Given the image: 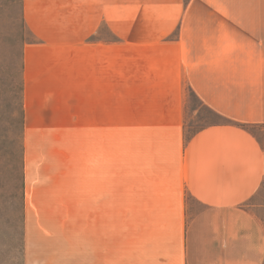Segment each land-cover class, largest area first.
Here are the masks:
<instances>
[{
  "label": "rangeland",
  "instance_id": "obj_1",
  "mask_svg": "<svg viewBox=\"0 0 264 264\" xmlns=\"http://www.w3.org/2000/svg\"><path fill=\"white\" fill-rule=\"evenodd\" d=\"M187 2L0 0V264H40L47 235L39 203L160 199L162 184L182 185L187 143L226 120L202 107L182 81L167 99L151 95L149 80L162 66L135 64L121 42L135 39L134 24H161L163 8ZM259 4L264 0L199 6ZM95 43L104 51L99 86L98 53L96 63L86 62V47ZM168 104L178 112L168 113Z\"/></svg>",
  "mask_w": 264,
  "mask_h": 264
},
{
  "label": "crops",
  "instance_id": "obj_2",
  "mask_svg": "<svg viewBox=\"0 0 264 264\" xmlns=\"http://www.w3.org/2000/svg\"><path fill=\"white\" fill-rule=\"evenodd\" d=\"M199 3L163 8L161 24H134L135 39L121 43L135 64L165 66L149 80L151 95L167 99L182 81L226 123L190 139L183 183L162 184L160 199L36 205L47 235L40 264H264V5L230 10ZM86 48L88 64L98 53L99 86L104 51L96 43ZM168 106V113L177 109Z\"/></svg>",
  "mask_w": 264,
  "mask_h": 264
}]
</instances>
